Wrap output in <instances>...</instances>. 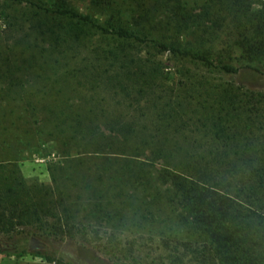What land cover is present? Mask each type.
<instances>
[{"label": "trees", "instance_id": "16d2710c", "mask_svg": "<svg viewBox=\"0 0 264 264\" xmlns=\"http://www.w3.org/2000/svg\"><path fill=\"white\" fill-rule=\"evenodd\" d=\"M252 4L205 0L194 12L182 0H89L92 15H83L71 0L29 3L26 34L0 38V102L52 117L34 121L33 135L48 127L45 137L60 144L62 155L48 168L50 186L26 182L18 152L0 157V257L33 253L63 264L46 251L29 252L26 240L72 242L78 221L68 199H86L84 189L93 184L90 199L115 187L147 191L153 205L176 196L185 228L196 236L183 246L197 264H264V90L213 85L185 66L264 75V10L253 11ZM89 31L101 46L92 47ZM81 47L90 55L86 62L78 58ZM163 55L180 64L176 94L166 83ZM59 68L66 71L53 80L50 73ZM67 80L87 97L85 106L64 101L58 85ZM102 92L119 101L101 104ZM48 99L59 106L42 102ZM120 106L135 116L106 117ZM14 114L0 105L2 132L15 127L7 124ZM98 114L103 118L95 121ZM191 128L201 137L192 139ZM93 161L98 165L84 177Z\"/></svg>", "mask_w": 264, "mask_h": 264}, {"label": "rangeland", "instance_id": "374dc122", "mask_svg": "<svg viewBox=\"0 0 264 264\" xmlns=\"http://www.w3.org/2000/svg\"><path fill=\"white\" fill-rule=\"evenodd\" d=\"M36 1L0 0L1 39L3 37H23L26 34L29 21L32 18L29 3ZM182 1L188 9L194 12L201 11L205 3V0ZM71 2L80 14L92 15L89 0H71ZM252 3L253 11L264 10V0H252ZM93 17L100 23L104 22L103 17L98 15ZM85 37L92 38V47L94 48L102 45L98 40L99 36L94 31H89ZM86 50L84 47L80 48L79 54H77L79 59L84 60L90 57ZM234 57L236 59L240 57L239 50L233 52ZM159 59L166 67V83L175 89L174 93L176 94V89L182 81V78L177 74L180 64L171 61L168 55L159 56ZM232 63L235 67L243 64L241 62L235 63V61ZM185 66L192 76L197 79L205 78L213 85L230 83L246 91L264 90V75L262 73H255L243 68L235 75H223L218 72H208L188 63ZM65 71L64 68H59L50 73L51 78L53 80L59 78ZM107 77L111 83L118 85L119 76L117 73L110 72ZM4 85L5 83L0 82V90L4 89ZM33 86L38 88L40 84L32 85V89H35ZM58 87L66 94L64 101L67 99L70 104L77 103L85 106L87 97H84V93L79 92L81 91L79 88H75V84L71 80H67L62 85L59 83ZM87 95H91V93ZM112 97H115L112 93L108 95V93L102 92L98 99L101 100V104L104 103L103 99H105L114 105L118 98ZM94 98L96 99V97ZM92 100L94 101V99ZM42 102L47 105L59 106V102L54 103L52 99ZM17 104L5 101V99L0 102V105H3L7 110L15 111L14 116L7 120V124L12 122L15 127L7 130V132L0 130V147L2 149L0 157H4L8 153L18 152V166L26 182L50 186L51 178L48 168L50 165L61 161L60 144L45 137V133L49 129L46 126L42 135L34 136L33 123L36 120L40 123L46 120L51 121L52 117L44 114L33 116L30 112L25 114L22 108H17ZM123 105L125 106L126 103ZM127 111L129 114H126ZM132 111L130 112V109L126 110L123 107L118 110L111 109L110 113L107 112L106 117L116 118L119 116L118 112L123 113L125 117L135 116ZM94 118L95 121H100L103 116L98 114ZM186 133L192 139H198L203 134L197 133L194 128L189 129ZM97 165V161L89 163L90 169L84 168L82 170L84 177L87 175L91 177L90 173ZM93 188L94 186L91 184L84 189L86 199H68L70 211L75 214L78 221L73 227V241L60 243L58 240L54 242L52 239L37 237L43 244V248L38 249L41 251L40 253L44 254L46 251L49 253L48 255L55 256L63 264H68L69 259H73L77 264H197L193 253L187 252L183 246V243L190 241L195 244L196 236L185 228L181 214L183 206L176 196L169 195V197L160 199L156 205H153L147 191L132 192L115 187L103 199H90ZM123 192H126L130 198L123 199ZM30 238L31 236L26 240V247H28ZM59 254L65 256V259H60ZM0 264L58 263L56 260L48 262L31 253L23 257L1 256Z\"/></svg>", "mask_w": 264, "mask_h": 264}, {"label": "water", "instance_id": "95a60500", "mask_svg": "<svg viewBox=\"0 0 264 264\" xmlns=\"http://www.w3.org/2000/svg\"><path fill=\"white\" fill-rule=\"evenodd\" d=\"M42 246H43V244L39 239L32 237L29 239L27 250L29 252L34 251V250H38V249L42 248Z\"/></svg>", "mask_w": 264, "mask_h": 264}]
</instances>
